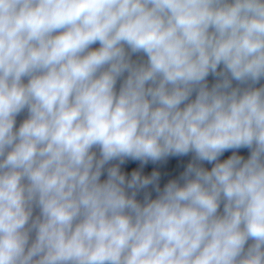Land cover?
Here are the masks:
<instances>
[{"label":"clouds","instance_id":"clouds-1","mask_svg":"<svg viewBox=\"0 0 264 264\" xmlns=\"http://www.w3.org/2000/svg\"><path fill=\"white\" fill-rule=\"evenodd\" d=\"M261 81L264 0H0V264H264Z\"/></svg>","mask_w":264,"mask_h":264},{"label":"water","instance_id":"water-1","mask_svg":"<svg viewBox=\"0 0 264 264\" xmlns=\"http://www.w3.org/2000/svg\"><path fill=\"white\" fill-rule=\"evenodd\" d=\"M209 81L210 82L212 81V77H209ZM261 83H264V81H261ZM230 154H231L230 152L225 153V157ZM240 154L246 157L249 153L247 149H241ZM189 159H190V156L189 157H174V158H169V160L163 164H156V165L149 164L147 167L143 169V174H150V172L153 169L160 171L161 172L160 184H161V187H163V185L167 183L169 179L176 178L179 175V173L183 171V167L187 164ZM137 168H139L138 162H129L122 166V170L128 173H130L131 170L137 169ZM103 178L104 177H102V179ZM154 195L155 194L153 193V196Z\"/></svg>","mask_w":264,"mask_h":264}]
</instances>
